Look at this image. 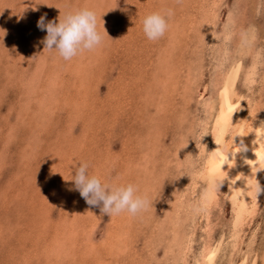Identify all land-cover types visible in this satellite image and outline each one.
<instances>
[{
    "label": "rangeland",
    "instance_id": "374dc122",
    "mask_svg": "<svg viewBox=\"0 0 264 264\" xmlns=\"http://www.w3.org/2000/svg\"><path fill=\"white\" fill-rule=\"evenodd\" d=\"M83 8L103 45L71 61L44 50L40 17ZM169 9L167 32L149 41L142 19ZM263 28L264 0H0V264H197L218 241L214 264L246 253L264 264V191L234 253L231 200L198 211L203 183L192 187L213 81L239 52L237 92L264 109ZM80 163L136 185L147 210L102 215L75 190Z\"/></svg>",
    "mask_w": 264,
    "mask_h": 264
},
{
    "label": "bare ground",
    "instance_id": "6f19581e",
    "mask_svg": "<svg viewBox=\"0 0 264 264\" xmlns=\"http://www.w3.org/2000/svg\"><path fill=\"white\" fill-rule=\"evenodd\" d=\"M244 56H245L244 51L239 52V56L236 59V61L232 62L233 64H230L226 71L220 70L221 73L218 75L219 78H217L216 82L213 81V83H215V87H216L215 92L213 93V95L209 99V101L207 100V102H206V100H205L206 108L207 109L209 108V111H210V114H209L210 118L209 119L212 120L211 128H209L210 127L209 126L210 125L209 120L207 122H205L204 125L201 124L202 125V128H201L202 132H204V136H203L204 142L201 144L200 151H201V154H203L202 157H204V158H203V163L201 164V167L192 173V175L194 177V179H193L194 184H195V186H192V187L198 186V184L200 182L203 183V185L201 186V189H202L201 193L202 194H200V195H202L201 200L198 201L199 203L195 207V209L200 211L201 208H202L201 210H203V208H205V207L207 208V206L210 207L214 203V201L220 196L221 193H225L226 196L228 197V199L231 200L230 202H232L231 204L233 205V220L231 222L232 223V230H231V232H232V234H231V238H232L231 246H232V248L231 249L234 253H236V251L237 252L240 251L239 248L241 247L240 245H242L241 244L242 239H240V236H242L241 230L243 228L241 229V227L247 221V218H250L251 214H253V212L257 206V203L259 202V198L263 197V195H262V197H260L261 193L264 191V186H263L261 188L262 191L259 194H257V192L254 190V187H253L254 185H260L261 186L263 184L262 182L264 181V176H263L264 175V169L260 168L259 156H257V153L264 150V140H262L259 137V128H258L262 124H264V109L261 111L259 110V108L256 109L255 104H252V101H250L249 103H246V102L243 103L242 96L238 94L237 88H236V83H237V80L239 78V74H240L241 67H242L241 59ZM235 57L236 56H234L232 59H235ZM255 59H256V57H255ZM256 64H257V60H254L253 66H251L246 71L247 74L245 76V80L248 83L254 82L255 75H256V71H255ZM165 98H166V96H165ZM249 100H252V99H249ZM205 112H206V110H205ZM217 140H220L219 145H217V143H216ZM207 143H209V146L207 148H205L207 146ZM241 143H243V145L247 148V150L237 152V145H240ZM225 146H227V147L225 148ZM218 150L220 151V156H213V153L217 152ZM147 154H148V152H147ZM221 156L224 157L223 162H221ZM190 159H192V158H190ZM181 163H183V162H181ZM217 164H219V170L221 173H223V175L215 177L214 181H210V175L212 173V170L215 168V166ZM196 165H197V163H196ZM192 169H193V167H192ZM185 204H186V202H185ZM192 206L190 204H188L185 207H186V209H188L189 207H192ZM212 206H214V205H212ZM183 209L181 208V210H183ZM208 209H206V210H208ZM169 210H170V208H169ZM209 210L207 211L208 214H209ZM185 215H187V214H185ZM202 215H204V214H202ZM178 224H179V222H178ZM175 230H177V227L175 228ZM177 234H179V232ZM186 234H188V233H186ZM175 238H176V236H175ZM114 243H115V241H114ZM249 243H250V241H249ZM188 244H190V243L188 242ZM243 245H245V244H243ZM221 246H222V244L220 243V241H218V243L216 245L212 246L209 244V245L205 246V252H203V255L201 254V256H202L201 259H197L196 263L197 264H214V261H215L216 257L218 256V253L221 249ZM247 246L248 245H246V247ZM251 246H252V244H251ZM251 246H250V248H251ZM185 248H187V247H185ZM169 250H171V249H169ZM232 254H231V256H232ZM251 255H253V254H251ZM249 257H250V253H246V257L244 256L241 259L240 263H238V264H248L247 258H249ZM256 258H254V257L250 258L252 260L249 264H257L258 260ZM250 259H249V261H250ZM229 261H230L229 262L230 264H237L233 260H229Z\"/></svg>",
    "mask_w": 264,
    "mask_h": 264
},
{
    "label": "clouds",
    "instance_id": "9594fccd",
    "mask_svg": "<svg viewBox=\"0 0 264 264\" xmlns=\"http://www.w3.org/2000/svg\"><path fill=\"white\" fill-rule=\"evenodd\" d=\"M172 14L171 9L166 13L147 14L141 22L145 37L149 41L161 39L169 27L167 18ZM37 28L46 30L47 33L42 40L44 50L54 52L64 61H71L73 58L86 52L95 51L103 45V35L98 30L97 15L93 10L87 8L69 11L62 16L60 14L58 22L48 21L45 23V16H41L37 21ZM104 31H106L105 28ZM258 128L259 137L264 140V124ZM216 143L219 145L220 140H217ZM246 150L243 143L237 145V152ZM213 156H220V151L213 153ZM257 156H259L260 168L264 169V150L257 153ZM223 160L224 157L221 156V162ZM222 175L219 164H217L212 170L210 181H214L215 177ZM71 180L74 181L75 190L79 192L86 203L99 207L102 215L113 217L127 213L130 216H136L147 210L150 205L148 198L139 193L136 185L132 183H104L97 176L89 174L88 165L85 163H80V166L75 169V175H72ZM253 187L257 194L262 191L260 185Z\"/></svg>",
    "mask_w": 264,
    "mask_h": 264
}]
</instances>
